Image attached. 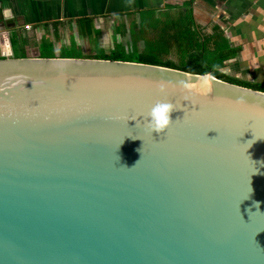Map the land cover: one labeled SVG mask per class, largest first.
Masks as SVG:
<instances>
[{
	"label": "water",
	"instance_id": "1",
	"mask_svg": "<svg viewBox=\"0 0 264 264\" xmlns=\"http://www.w3.org/2000/svg\"><path fill=\"white\" fill-rule=\"evenodd\" d=\"M158 101L174 106L163 133L146 124ZM0 264H264V91L0 58Z\"/></svg>",
	"mask_w": 264,
	"mask_h": 264
},
{
	"label": "crops",
	"instance_id": "2",
	"mask_svg": "<svg viewBox=\"0 0 264 264\" xmlns=\"http://www.w3.org/2000/svg\"><path fill=\"white\" fill-rule=\"evenodd\" d=\"M120 26L169 35L179 60L184 49L218 50L226 55L219 69L229 78L264 85V0H0V39L16 36L25 57H60L46 46H61L71 27L81 44L95 27L106 35ZM217 35L228 47L215 44Z\"/></svg>",
	"mask_w": 264,
	"mask_h": 264
},
{
	"label": "rangeland",
	"instance_id": "3",
	"mask_svg": "<svg viewBox=\"0 0 264 264\" xmlns=\"http://www.w3.org/2000/svg\"><path fill=\"white\" fill-rule=\"evenodd\" d=\"M154 13V12H153ZM152 14V12H151ZM147 19H143L144 24H146ZM86 21V20H84ZM158 21V20H157ZM168 22V21H167ZM85 26V25H84ZM143 27V26H142ZM73 27H71L70 32L65 35V32L61 35L62 42L61 46H56L55 43L52 45H47V51L51 52L55 56L60 55V57H79V56H96V57H108L114 54L115 51L124 50L128 52L131 50V54H135L139 50L141 52L144 48H147V43H143L141 39L137 42L138 38L145 32V27L134 28H117V32L122 33V35H117L118 33L110 30L104 35L102 29L95 27V29L88 36L90 39L83 40L81 44L77 41V36L73 33ZM120 30V31H119ZM124 31V32H123ZM128 32V33H125ZM119 33V34H120ZM124 33V34H123ZM65 35V36H64ZM64 36V38H63ZM215 44L220 48L228 47V44L221 40V37L217 35L215 38ZM34 41V39H33ZM129 41V42H128ZM107 42V46L104 44ZM109 44V45H108ZM16 48H10L8 50L9 55L19 54L20 51H15ZM129 54V53H128ZM205 55V60L215 69L217 66L223 64V59L226 55L219 54L218 50H213L211 48H206L203 51ZM172 57L175 61L179 60L178 53L176 49H172V52L168 54L167 58ZM215 72V71H214ZM228 78V77H225Z\"/></svg>",
	"mask_w": 264,
	"mask_h": 264
},
{
	"label": "trees",
	"instance_id": "4",
	"mask_svg": "<svg viewBox=\"0 0 264 264\" xmlns=\"http://www.w3.org/2000/svg\"><path fill=\"white\" fill-rule=\"evenodd\" d=\"M156 21L153 20L149 24L150 27H157ZM158 22V21H157ZM149 26L145 29H149ZM145 33V32H144ZM140 36L144 38L148 47L144 48L141 52L136 51L135 54H131V50L128 48V52L122 50L115 51L111 56L96 57V56H79V57H92V58H104V59H116V60H129L137 62H145L151 64H159L164 66H170L174 68H179L182 70L190 71L193 73H209L212 72L216 77L224 79L226 81L251 87L254 89H259L264 91V85L261 83H255L250 81H241L238 79H231L225 73H223L217 66L215 69L205 60V55L203 54L204 50L201 48H196L188 52V49H184L181 54V60H174L172 58H167V54L170 53V48H168V40L172 41L173 39L169 35H160L154 33H145ZM151 36V37H150ZM155 38V39H154ZM139 39V38H138ZM19 42L17 41L16 36H11L9 33L5 35V40L0 39V58L6 57H23V50L20 48ZM200 46V45H199ZM10 48H16L15 51H20L19 54L9 55L8 50ZM44 53H48L44 50ZM129 53V54H128ZM23 55V56H22ZM43 56H46L43 54ZM215 71V72H214ZM228 77V78H225Z\"/></svg>",
	"mask_w": 264,
	"mask_h": 264
},
{
	"label": "clouds",
	"instance_id": "5",
	"mask_svg": "<svg viewBox=\"0 0 264 264\" xmlns=\"http://www.w3.org/2000/svg\"><path fill=\"white\" fill-rule=\"evenodd\" d=\"M173 111L174 106L170 101H158L152 106L148 113V118L146 120L147 127L151 129L152 132L163 133L173 122L171 116ZM256 203L259 204V201H256Z\"/></svg>",
	"mask_w": 264,
	"mask_h": 264
}]
</instances>
